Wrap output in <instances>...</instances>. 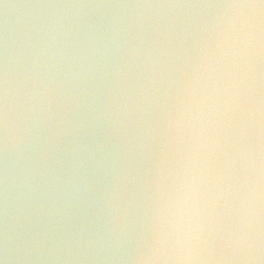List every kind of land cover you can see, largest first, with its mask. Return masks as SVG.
Returning a JSON list of instances; mask_svg holds the SVG:
<instances>
[{"label":"clouds","instance_id":"9594fccd","mask_svg":"<svg viewBox=\"0 0 264 264\" xmlns=\"http://www.w3.org/2000/svg\"><path fill=\"white\" fill-rule=\"evenodd\" d=\"M0 264H264V0H0Z\"/></svg>","mask_w":264,"mask_h":264}]
</instances>
